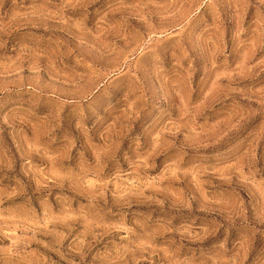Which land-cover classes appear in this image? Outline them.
Returning <instances> with one entry per match:
<instances>
[{"label": "rangeland", "instance_id": "obj_1", "mask_svg": "<svg viewBox=\"0 0 264 264\" xmlns=\"http://www.w3.org/2000/svg\"><path fill=\"white\" fill-rule=\"evenodd\" d=\"M0 264H264V0H0Z\"/></svg>", "mask_w": 264, "mask_h": 264}]
</instances>
